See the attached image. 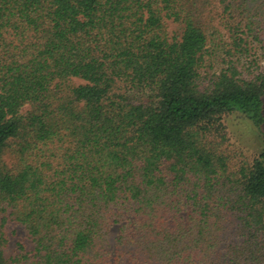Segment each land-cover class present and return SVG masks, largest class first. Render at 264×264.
<instances>
[{"label": "trees", "instance_id": "1", "mask_svg": "<svg viewBox=\"0 0 264 264\" xmlns=\"http://www.w3.org/2000/svg\"><path fill=\"white\" fill-rule=\"evenodd\" d=\"M235 113L263 132L264 0H0V264H264Z\"/></svg>", "mask_w": 264, "mask_h": 264}, {"label": "rangeland", "instance_id": "2", "mask_svg": "<svg viewBox=\"0 0 264 264\" xmlns=\"http://www.w3.org/2000/svg\"><path fill=\"white\" fill-rule=\"evenodd\" d=\"M207 16L208 10L203 11ZM170 33H180V26L175 22L169 23ZM206 33L209 37V45L212 46V54L209 60L218 67L221 62L220 43L222 39L223 28L220 26L217 20L213 22V25L207 26ZM256 56H253V59ZM75 84L81 83L79 78L73 79ZM29 109L26 105L23 107L22 112L25 113ZM224 127L227 132L228 142L225 146L228 150L234 153L233 166H238V163L244 160H251L264 146L263 132L259 131L248 119H245L240 114H230L224 117ZM8 163L11 162L9 156H7ZM1 218V215H0ZM6 233L8 242L5 247V254L8 257L15 258L21 253L20 244L24 246L26 251H30L33 248V241L28 234L27 229L18 222L8 220L6 224Z\"/></svg>", "mask_w": 264, "mask_h": 264}]
</instances>
